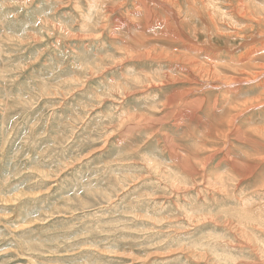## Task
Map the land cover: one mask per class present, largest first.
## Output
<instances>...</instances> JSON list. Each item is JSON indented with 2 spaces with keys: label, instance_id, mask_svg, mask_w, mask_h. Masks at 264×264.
I'll use <instances>...</instances> for the list:
<instances>
[{
  "label": "rangeland",
  "instance_id": "374dc122",
  "mask_svg": "<svg viewBox=\"0 0 264 264\" xmlns=\"http://www.w3.org/2000/svg\"><path fill=\"white\" fill-rule=\"evenodd\" d=\"M174 2L178 18L165 7L145 17L134 0H0V264H264V224L243 207L264 210V103L222 121L209 141L235 85H183L173 79L178 65L157 53L187 45L140 44L169 33L158 23L166 14L199 59L238 64L264 44V0H196L207 12L200 15ZM207 68L240 80L256 69ZM133 73H159L146 81L157 86L145 94V82L126 85ZM257 82L229 92L241 103L259 95ZM181 87L168 105L198 99L204 123L162 116L164 98ZM134 113L164 121L152 128L127 119ZM183 162L207 179L200 184L201 172L190 176ZM220 175L237 186L223 190Z\"/></svg>",
  "mask_w": 264,
  "mask_h": 264
},
{
  "label": "bare ground",
  "instance_id": "6f19581e",
  "mask_svg": "<svg viewBox=\"0 0 264 264\" xmlns=\"http://www.w3.org/2000/svg\"><path fill=\"white\" fill-rule=\"evenodd\" d=\"M125 2L127 0H124ZM185 3H186V10L192 14H195V15H200L202 12L205 11V9L203 8L204 5L203 4H197L196 3V0H184ZM135 2V5H134V11L136 13H140V12H143L144 16L146 17H150L151 16V13L154 11V10H160V12L162 13V8H166V10L169 12L170 16H175L176 18H178L177 16V13L178 11H181V8H179L177 6V2H174V0H134ZM240 5H243V1H240L239 3V8ZM90 6V5H89ZM176 7V9H172L171 7ZM92 7V6H91ZM214 7V6H213ZM216 9L217 6H215ZM244 9V8H242ZM222 10V9H220ZM99 11V10H98ZM155 11V12H156ZM226 12V11H225ZM223 12L222 15L223 16H227V14ZM157 13V12H156ZM205 13H207L205 11ZM225 13V15H224ZM159 14V13H158ZM157 14V15H158ZM153 15V14H152ZM156 15V14H155ZM161 15V14H160ZM245 15V14H244ZM161 16H164V15H161ZM246 16V15H245ZM166 17H168L166 14L164 17H160L158 23L159 25L162 23V25H164V27L167 28V31L169 32L166 36H163V37H160L159 34L157 33H152L150 34V38H146L144 37V41H139L141 45H143L144 42L146 41H165V42H173V43H176L180 46V44H184V45H187V46H182L184 49H180L179 48V51H176V47L173 48V49H167V48H163L161 47V49H159L158 51V55H163L165 54L167 57L165 59H169L171 60V62H175L178 67L180 68V73L174 75L173 79L176 80L177 82L179 83H182L183 85H199V83L203 80H213L212 83H216V82H221L223 84H225V86H227L228 84H232V85H239V84H243V83H256L257 81V84H259L258 86H261L264 85V81H260V79L262 78V75L264 73V64L263 65H257L255 62L257 59H259L261 57V55L264 53V44H261L262 47L259 48V49H250V52L248 54L245 55V60H241L238 64H233V65H227V64H221V65H218V64H215V63H211L209 61H207L206 59H199L198 55L200 54V50L195 52L196 49H192V46L189 45V42L188 44L185 43V39H183L184 37H181V35L179 34V32L176 30L175 26L173 25V22L170 20V19H167ZM247 17V16H246ZM250 17V16H248ZM120 18V17H119ZM172 18V17H171ZM145 19V18H144ZM156 19V18H155ZM248 19V18H247ZM117 20L116 19L114 24L117 23ZM147 20V19H145ZM170 20V21H169ZM148 21V20H147ZM150 21H153V20H150ZM149 21V22H150ZM120 23V22H119ZM125 23V22H124ZM157 23V24H158ZM126 25V24H125ZM151 25V24H150ZM162 25L160 26V28L162 27ZM137 27H139V25H137ZM145 29H147V25H145ZM150 29V27H149ZM77 33V32H76ZM171 33V34H170ZM192 42V41H191ZM124 45V44H123ZM126 46V45H124ZM146 46V44H144V47ZM130 47V46H129ZM128 46L127 47H123L122 48V51L124 49V53H125V50L127 51V53L129 52L130 48ZM154 47V46H153ZM152 47V48H153ZM121 50V49H120ZM150 50V48H147L146 50L144 49V51H141V53L139 54H135L133 55L132 54V58H135V59H141L142 57H144V53L146 51ZM253 52V53H252ZM126 53V54H127ZM252 53V54H251ZM257 53V54H255ZM209 55V54H208ZM248 58V59H247ZM122 58L119 59V62H122L121 61ZM127 59V58H126ZM247 59V60H246ZM129 60V59H128ZM154 60H159V59H154ZM124 61V60H123ZM248 61V62H247ZM116 62V61H114ZM200 62H202L200 64ZM206 62V63H205ZM118 63V62H117ZM116 63V64H117ZM123 63V62H122ZM121 64V63H120ZM211 65L213 66V68H218V67H223L225 68L227 71H231V72H238V73H245L247 72L250 68H256L254 71H251V72H247L246 74L249 76L248 78H243V80H240V78L238 77H235V76H231L230 78H228V76L226 74H219L220 71L218 69H214L215 71H217L218 73L214 74L211 70H209L207 67H211ZM207 66V67H206ZM99 67V66H98ZM105 71V70H104ZM250 71V70H249ZM146 73V72H145ZM159 73H156V74H152V75H148V74H139V73H133L132 76L128 79H125L124 80V83L128 86H134V84H141V83H144L143 85H146L144 86V90H141L142 93H147L151 87H156L157 85H150L151 82H146L149 77H152V76H158ZM213 74V75H212ZM200 75V76H199ZM168 76V75H167ZM264 76V75H263ZM198 77V79L196 78ZM200 77V78H199ZM199 81V82H198ZM260 81V82H259ZM240 82V83H239ZM149 83V84H147ZM228 83V84H227ZM249 83V84H250ZM234 86V87H235ZM234 87H230L228 86L227 89H225L227 91V94L225 96H223L222 99L224 100H227L226 103H227V106H229V110H227L225 116H222L220 120H218V126L216 125L215 126H211L209 129L206 130V136L211 138V139H208L209 141H213L212 138L214 137L213 134H221V130L218 128V127H222L223 124H221L222 121H227L228 123L230 124H233V122L239 117V115L245 110H248L250 109L251 107H256V106H259L260 104H263L264 103V100L263 101H260L264 98V88H262V91H260L259 95L257 97H251V98H246L244 99L241 103L239 102H235L236 99L234 98L233 95L230 94L229 91H235ZM240 88V87H239ZM4 89V88H3ZM143 89V88H142ZM186 87H181L180 89H178L177 92H174L173 94H168L164 99V105L166 107V110H164L165 112L162 113V116H165V117H170L172 119H175V121H182V120H185L184 118H195L197 119L198 121H200V123H204V118H200L196 115L197 111H195V108H197L196 106L198 105L199 101L198 99H194L192 98L189 102L183 104V107L180 108V109H177L176 111H173L174 110V106L170 108V106L168 105V103L172 102V103H175V97L176 95L179 96V95H182L185 93L186 91ZM196 90V89H195ZM240 90V89H239ZM238 90V92H239ZM236 91V94L238 93ZM138 93V92H137ZM224 93V92H223ZM124 94L126 95H132L134 94L133 92H131L130 90H128L127 92H125ZM222 95V94H221ZM125 98V96H123ZM217 97V96H216ZM116 100V99H115ZM217 100L219 99H216L213 103V107L218 103ZM242 100V99H241ZM118 101V100H117ZM168 101V102H167ZM121 102V101H120ZM123 102V101H122ZM162 102V101H161ZM153 104V103H152ZM202 105V104H201ZM205 105V103H204ZM239 105V106H238ZM155 106V105H154ZM158 106V105H156ZM202 107V106H201ZM155 108V107H154ZM199 108V107H198ZM228 108V107H227ZM153 109V108H152ZM231 109H235L237 110L238 112L234 113L233 115L230 113V110ZM116 111V110H115ZM232 111V110H231ZM225 112H223L224 114ZM138 116V118L140 120H144L145 122H143V124L147 125V126H151L152 128H155L156 126L158 127V125H161L164 121L162 119H159V120H151V118H148L146 115H144V113H134V114H131L130 116H128L127 119H132V118H136ZM201 116V115H200ZM124 117V116H123ZM198 117V118H196ZM209 120V119H208ZM207 122V121H206ZM134 125H139V123L135 122L133 123ZM128 128H126L128 131H130V129L133 130V128H131L132 126L134 125H130V124H126ZM143 125V126H145ZM209 125V124H208ZM149 126V127H150ZM156 127V128H157ZM238 128L239 126H232L229 128V130L231 132H233V134H235L237 137H239L241 134L239 133L238 131ZM263 129V127H262ZM261 129V130H262ZM220 130V131H219ZM241 130V129H239ZM260 130V129H259ZM260 130V131H261ZM213 132V134H212ZM243 135V134H242ZM242 135L240 136V138L242 137ZM165 137V136H164ZM236 137V138H237ZM166 141V140H165ZM167 141L168 140V137H167ZM171 141V140H170ZM169 141V142H170ZM205 141V140H203ZM175 144V143H174ZM171 156L172 158H175L176 160L178 159V156L176 155V153H174V148L175 146L177 145H171ZM167 147V146H166ZM255 147V146H254ZM168 148V147H167ZM197 151V150H196ZM177 152V151H176ZM254 153V152H253ZM181 156L183 154H180ZM254 155V154H252ZM180 156V157H181ZM184 156V155H183ZM182 156V157H183ZM181 157V158H182ZM184 158V157H183ZM209 158V156H207L205 159ZM229 158V157H228ZM236 159V158H235ZM179 160V159H178ZM181 160H185L184 159H181ZM180 161V160H179ZM207 161V160H206ZM238 161V160H237ZM178 162V161H177ZM188 162V160H187ZM205 161H203L202 163H204ZM185 163V162H183ZM206 163V162H205ZM204 163V164H205ZM233 163V162H232ZM235 163V162H234ZM249 163V162H248ZM252 163V162H251ZM186 164V163H185ZM183 164V165H185ZM190 164V163H189ZM203 164V165H204ZM236 164H240L236 162ZM236 164L234 166H236ZM244 164V163H243ZM242 164V165H243ZM192 165V164H191ZM202 165V166H203ZM241 165V164H240ZM182 166V165H181ZM246 166V164H245ZM244 166V167H245ZM170 167V166H169ZM238 167V166H237ZM254 167H258L257 166V163H253L252 165H250V167L246 166L247 169H250L248 170L249 173H252L254 171ZM195 168V167H194ZM202 168V167H201ZM191 169V168H190ZM206 169V168H205ZM238 169H240L238 167ZM183 170L185 172H187L190 176H193V175H196V174H200L199 171L198 173H194V171L191 169L189 170V166L188 164H186V166H183ZM197 170V169H196ZM198 170H200L198 168ZM246 170V169H245ZM183 171V172H184ZM247 171V170H246ZM166 172V171H165ZM244 174H248V173H245L244 171H242V173L240 172V174H238V176L240 175H243ZM208 174V173H207ZM206 174V175H207ZM218 174V173H217ZM223 174V173H222ZM210 175V174H209ZM231 175V174H230ZM216 176V174L214 175ZM179 178V182H182L184 181L183 178ZM189 178V177H188ZM187 178V179H188ZM204 178L205 175L202 174L201 172V183H203L202 181H204ZM215 178V177H214ZM207 179V178H206ZM240 179V178H238ZM176 180V179H175ZM216 181H218L217 183H219L220 187L223 189V190H229L231 191L232 189V186L236 187L237 186V183L236 182V179L232 178L230 176H227V177H223V176H219L217 177V179H215ZM242 180V179H241ZM231 181H233V183H230ZM174 182V181H173ZM205 182H208L205 180ZM209 182H212L209 181ZM208 182V184H209ZM178 183V182H177ZM189 183V182H188ZM235 183V184H234ZM212 184V183H211ZM210 184V186H211ZM229 184H232L231 185V188H228ZM234 184V185H233ZM218 185V184H217ZM207 186V185H206ZM216 186V184H215ZM180 188V187H179ZM182 188V187H181ZM184 189L186 187H183ZM220 188V189H221ZM233 190V189H232ZM220 192V191H219ZM233 194V193H232ZM231 194V196H232ZM244 203V208L245 210H249L251 213V215H253L254 217L257 218V220H259V222H261L262 224H264V210H262L263 208L260 207L257 208L254 207L253 209L252 208H248L249 206H247L248 202L247 201H243ZM246 205V206H245ZM250 205V204H248ZM252 205V204H251ZM254 205V203H253ZM252 205V206H253ZM262 208V209H261ZM261 209V210H260ZM195 212V211H194ZM241 212V211H240ZM243 213V212H241ZM245 217H249V215H244ZM242 218V217H241ZM243 222V221H242ZM187 230V229H186ZM244 239V238H243ZM260 244V243H259ZM231 245V244H230ZM262 246V245H261ZM263 249V247H262ZM166 253V252H165ZM167 254H165L166 256ZM144 259V258H143Z\"/></svg>",
  "mask_w": 264,
  "mask_h": 264
}]
</instances>
